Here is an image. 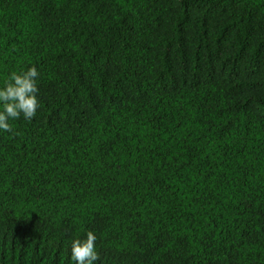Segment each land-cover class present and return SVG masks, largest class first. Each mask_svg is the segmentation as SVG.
Returning a JSON list of instances; mask_svg holds the SVG:
<instances>
[{"label":"trees","instance_id":"trees-1","mask_svg":"<svg viewBox=\"0 0 264 264\" xmlns=\"http://www.w3.org/2000/svg\"><path fill=\"white\" fill-rule=\"evenodd\" d=\"M0 264H264V0H0Z\"/></svg>","mask_w":264,"mask_h":264},{"label":"clouds","instance_id":"clouds-1","mask_svg":"<svg viewBox=\"0 0 264 264\" xmlns=\"http://www.w3.org/2000/svg\"><path fill=\"white\" fill-rule=\"evenodd\" d=\"M40 72L36 66L13 71L0 82V132L15 134L11 122L30 121L40 107L38 81ZM96 234L88 230L83 237L71 241L72 264H97L100 260L96 248Z\"/></svg>","mask_w":264,"mask_h":264}]
</instances>
